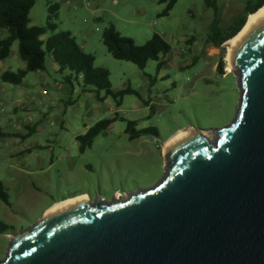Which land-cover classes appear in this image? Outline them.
<instances>
[{
  "label": "rangeland",
  "instance_id": "1",
  "mask_svg": "<svg viewBox=\"0 0 264 264\" xmlns=\"http://www.w3.org/2000/svg\"><path fill=\"white\" fill-rule=\"evenodd\" d=\"M160 1L118 0L119 4L116 6L114 0H38L31 11V27L44 28L50 17L49 8L59 6L54 19L57 30L47 32L42 40L46 42L55 34L71 33L80 46L86 43L90 50L87 53L95 57L96 66L110 72L114 92L130 88L138 94L124 97L120 106L111 98L107 102L110 107L102 106V102H96L94 98L89 99V94L82 93V83H74L77 92L73 95L66 92L69 89L67 86L65 91L54 89L55 80L64 82L63 77L71 73L57 74V66L51 55L46 58L49 85L43 87L39 84L36 91L32 92V84L37 81L39 73L28 74L22 86L3 83L1 76L4 72L18 73L26 68L19 56L18 42L13 46L10 58L0 64V92L4 91V106L8 110L18 106L22 109V116L26 118V109L38 106L37 96L43 88H47L59 100L56 111L42 119L36 133L28 135L30 138L25 145H30L33 149L36 145L65 148L75 136V127L84 132L85 123L94 126L102 120L115 117L117 122L104 133H127L128 124L134 122L136 132L152 129L155 135L158 132L163 136L154 138L155 142L149 135L141 136L138 138L140 140L132 143L128 142L129 155L123 159V167L120 169L117 163L114 166L117 169L115 172L105 166V172L100 169L102 183L96 189L80 191L89 194L88 200L92 203L97 199L111 203L117 192L121 193L120 197L126 198L127 195L153 189L165 177V138L179 129L211 133L231 125L237 115L240 92L235 75L226 74V44L223 50L220 49L218 56H209V49L213 45L208 42V38L214 10L207 7L206 0H179L170 14L162 17L166 4ZM209 1L218 8L220 29L225 31L244 16L248 3L255 4L259 0ZM111 27L122 36L132 39L137 46H144L155 34L160 35L171 45L172 51L158 62H149L146 69L141 71L135 65L116 61L109 55L102 36ZM8 35L7 30H0V40ZM222 59L224 68L218 73L217 64ZM88 89L95 91L92 87ZM93 93L96 97V93ZM69 99L73 101L71 105L67 104ZM28 100H34V105L27 104ZM2 113L0 107V115ZM7 117L9 116L5 114L1 119ZM62 123L66 129L62 128ZM129 136L128 133L126 137ZM18 147L12 145V139L0 137L2 184L8 182L10 171L15 169L16 163L20 162L22 165L29 156L19 154ZM65 190L61 194H73L70 187H65ZM5 192L10 203L0 200V226L7 227L8 232L0 235V262L6 258L9 250L11 239L7 236L22 233L38 222L25 220L20 214H16V206L28 207L19 198L21 202H18L13 191L5 188ZM15 214L21 221L13 220Z\"/></svg>",
  "mask_w": 264,
  "mask_h": 264
},
{
  "label": "water",
  "instance_id": "2",
  "mask_svg": "<svg viewBox=\"0 0 264 264\" xmlns=\"http://www.w3.org/2000/svg\"><path fill=\"white\" fill-rule=\"evenodd\" d=\"M234 67L231 125L172 138L151 190L57 204L0 264H264V23Z\"/></svg>",
  "mask_w": 264,
  "mask_h": 264
},
{
  "label": "trees",
  "instance_id": "3",
  "mask_svg": "<svg viewBox=\"0 0 264 264\" xmlns=\"http://www.w3.org/2000/svg\"><path fill=\"white\" fill-rule=\"evenodd\" d=\"M37 1L0 0V30H7L9 34L7 38L0 40V64L10 58L16 42L19 43V56L26 64V68L18 73L4 72L1 76L3 83L22 86L28 74L38 73L46 69L47 55H51L61 73L69 72L71 77L77 80L81 79L85 88H94L95 91L93 92L96 93L99 102H105L111 98L117 106H120L124 97L138 95L130 88L114 92L110 82V72L105 68L97 67L95 57L88 54L71 33L55 34L44 42L42 37L47 32L57 30L54 19L59 11V6L53 5L49 8L50 17L46 27H31L30 14ZM178 1L162 0L161 3L166 4V9L161 16L167 17ZM206 4L208 8L214 10V20L210 27L208 42L215 48L223 50V46L242 31L249 16L256 14L264 7V0H259L255 4L248 3L244 16L236 20L225 31L220 29L218 8L209 0H206ZM102 42L114 60L133 64L141 71L146 69L149 62H158L172 51L171 45L160 35L155 34L144 46H137L132 39L122 36L114 27L104 31ZM223 68L222 59L218 64V73H221ZM117 120V117L102 120L90 128L86 135L79 138L82 151L91 148L94 141ZM134 126L135 123L131 122L127 128V133L130 134L132 140L145 135L156 137L152 129L136 132ZM0 200L9 204L2 182H0ZM7 232V227L0 226V235L7 234Z\"/></svg>",
  "mask_w": 264,
  "mask_h": 264
},
{
  "label": "crops",
  "instance_id": "4",
  "mask_svg": "<svg viewBox=\"0 0 264 264\" xmlns=\"http://www.w3.org/2000/svg\"><path fill=\"white\" fill-rule=\"evenodd\" d=\"M114 3L116 6L119 4L118 0H114ZM81 47L86 52L90 51L86 43ZM219 53L220 49L214 46H211L209 49V56L213 58L218 56ZM56 66L55 71L57 74L64 75L65 73L60 72L59 66L57 64ZM46 70L47 69L38 72L39 77L37 81H34L32 84V92L36 91L39 84L43 87L49 85L47 83L49 75ZM63 81L64 82L55 80L54 89L65 91L67 86L69 89H67L66 92L70 95L76 94L77 92L74 83H82L81 79L77 80L71 77L70 74L63 77ZM44 91L48 92L47 96H44ZM24 92H26L25 89ZM82 93L89 94V99L94 98L96 102H99L93 91L88 88L86 89L84 86ZM5 98L4 91L0 92L2 115L6 114L9 116L2 120V115H0V134L2 135L0 136L6 139H12V145L19 146L17 152L23 155L28 154L29 156L27 160L24 159V163L21 166H15V169L10 171L8 182L3 184L6 190L13 191L17 199L19 198L26 203L28 208H24L25 206H16V208H14L15 213L17 212L16 214H20L25 220L32 219L31 221H39L57 204L78 198H89V194L80 191H85L88 188L96 189L97 185L102 183L101 177L102 172H105V166L117 172L114 166L118 163L121 169L123 167V159L129 155L130 148L127 147L128 142L132 143L140 140H132L130 136L126 137L128 133H102L94 141L91 148L82 151L79 138L86 135L88 130L93 127L85 123L83 125L84 132H81L78 127H75L76 133L69 146L64 148L63 146L57 145H36L35 149H33L30 145H25L26 141L30 138L28 135L31 136L36 133L37 127L42 122V119L51 112L56 111L57 102L59 101L58 98L52 96L47 88H43L41 94L37 96L38 106H34L31 109L27 108L26 114L28 116L26 118L22 116L23 114L20 111L22 109L18 106L13 108V110H8L7 107L4 106ZM30 101L31 100H28L27 104L32 103L34 105V100H32V102ZM107 102L108 99L102 102V106H109ZM72 103L73 101L69 99L67 104L71 105ZM111 111L115 113L114 110ZM61 125L62 128L66 129L64 123ZM8 127L11 128L8 129ZM188 131L189 129H179L165 138L163 143V154L166 156L164 145L168 144L171 139L176 137L179 133ZM104 134L108 137H104ZM161 137L163 136L157 132L155 138L158 139ZM100 169H102L101 173ZM65 187H70L73 194L70 196L61 194L62 191H66ZM117 196L120 197L121 193L117 192ZM19 199L18 202H21ZM16 214L13 215V220L21 221V218L19 220L17 219Z\"/></svg>",
  "mask_w": 264,
  "mask_h": 264
},
{
  "label": "bare ground",
  "instance_id": "5",
  "mask_svg": "<svg viewBox=\"0 0 264 264\" xmlns=\"http://www.w3.org/2000/svg\"><path fill=\"white\" fill-rule=\"evenodd\" d=\"M264 23V7L259 10L256 14L249 16L246 25L242 31L232 40L226 43L227 54L226 62L228 64L226 73L232 74L235 70L234 60L244 45L245 41L254 34L257 29ZM187 133V132H182ZM165 150V146H164ZM165 153L167 154L166 150ZM118 197V196H117Z\"/></svg>",
  "mask_w": 264,
  "mask_h": 264
},
{
  "label": "built area",
  "instance_id": "6",
  "mask_svg": "<svg viewBox=\"0 0 264 264\" xmlns=\"http://www.w3.org/2000/svg\"><path fill=\"white\" fill-rule=\"evenodd\" d=\"M226 74H228V73H226ZM47 95H48V92L44 91V96H47ZM153 141L155 142L156 140L153 138ZM16 165L20 166L21 164H20V162H17Z\"/></svg>",
  "mask_w": 264,
  "mask_h": 264
},
{
  "label": "flooded vegetation",
  "instance_id": "7",
  "mask_svg": "<svg viewBox=\"0 0 264 264\" xmlns=\"http://www.w3.org/2000/svg\"><path fill=\"white\" fill-rule=\"evenodd\" d=\"M117 197V196H116ZM119 198V197H118Z\"/></svg>",
  "mask_w": 264,
  "mask_h": 264
}]
</instances>
